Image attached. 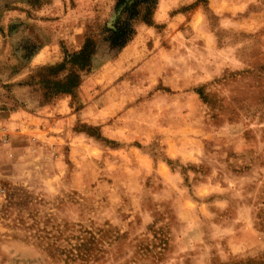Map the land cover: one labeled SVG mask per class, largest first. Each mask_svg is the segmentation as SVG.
Returning <instances> with one entry per match:
<instances>
[{"label":"rangeland","instance_id":"rangeland-1","mask_svg":"<svg viewBox=\"0 0 264 264\" xmlns=\"http://www.w3.org/2000/svg\"><path fill=\"white\" fill-rule=\"evenodd\" d=\"M162 1L155 24L135 34L129 53L120 51L134 64L115 69L116 120L131 129L133 145L157 132L179 139L178 157L141 147L156 156L149 171L142 157L127 169L124 157H100L99 175L79 165L73 184L51 178L43 160L23 174L15 157H0V264H264V0ZM78 2L10 0L0 10L25 3L52 18L69 12L71 22ZM114 5L82 7L95 16ZM109 19L84 33V73L100 74L120 53ZM165 78L193 86L166 94ZM191 91L198 106L185 114ZM172 121L188 128L156 130ZM14 185L26 194H13ZM52 202L65 204L69 236L39 225Z\"/></svg>","mask_w":264,"mask_h":264},{"label":"crops","instance_id":"crops-1","mask_svg":"<svg viewBox=\"0 0 264 264\" xmlns=\"http://www.w3.org/2000/svg\"><path fill=\"white\" fill-rule=\"evenodd\" d=\"M78 1L74 11L78 15L74 13L71 22L69 12H56L52 18L48 11L24 8L29 6L25 3L19 5L22 9L0 10V129L6 132L8 140L7 145L0 141V157H15L18 171L23 174L31 170L28 165L31 166L36 159L43 160L40 163L48 168L51 178L66 179L68 184H73L80 176L79 165H88L89 175L94 176L97 172L98 176V172L104 169L100 157H124L126 169L133 157H142L146 171L152 164L148 157L156 156L141 147L155 148L158 157H178L179 139L162 137L157 132L151 141L140 139L138 145H133L135 138L131 129L117 123L115 69L118 63L123 70L134 64L129 59L126 61L123 51L129 53L135 42H129L118 57L106 62L100 74L96 71L84 73L69 62V55L78 54L82 49L86 29L95 25L99 27L101 20L106 21L112 15L111 6L110 9H100L95 16H86L82 5L88 0ZM162 4L163 1L158 0L152 25ZM79 8H82L81 13ZM144 28L149 27L136 24V33ZM73 79L75 83L71 86ZM166 79L163 81L166 94L175 95V89L186 91L193 86L192 83H177L179 87L176 88ZM100 82L103 90L99 87ZM187 95L190 104L182 112L190 114V109L193 111L198 106L197 97L193 91ZM161 128L174 132L188 126L172 121L160 124L156 130ZM158 163L168 166L162 160ZM11 189L13 194L27 192L15 185ZM52 189L55 194H66L65 187ZM65 209L63 202L50 203L46 208L49 212L39 225L47 226L61 237L69 236V219L62 213ZM79 224L77 221L75 225Z\"/></svg>","mask_w":264,"mask_h":264},{"label":"trees","instance_id":"trees-1","mask_svg":"<svg viewBox=\"0 0 264 264\" xmlns=\"http://www.w3.org/2000/svg\"><path fill=\"white\" fill-rule=\"evenodd\" d=\"M157 2L158 0H115L113 13L108 22L105 23V29L112 28L110 33L112 34V42L116 48V53H119L132 41L136 34V24L143 23L152 26V16ZM144 11H147L145 16L143 15ZM79 54L75 57L74 55L69 57V60H72L70 63L77 68L80 62L77 57ZM78 69L80 70V68ZM52 70L54 71L56 68ZM74 83L75 80L70 85L73 86Z\"/></svg>","mask_w":264,"mask_h":264},{"label":"built area","instance_id":"built-area-1","mask_svg":"<svg viewBox=\"0 0 264 264\" xmlns=\"http://www.w3.org/2000/svg\"><path fill=\"white\" fill-rule=\"evenodd\" d=\"M5 134H6V132L4 130L0 129V141H1L2 145H7V143H8V140L5 137Z\"/></svg>","mask_w":264,"mask_h":264}]
</instances>
